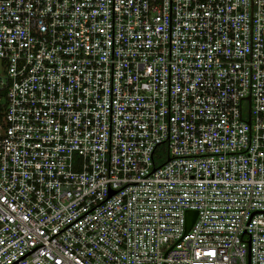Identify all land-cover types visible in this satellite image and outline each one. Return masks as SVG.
Returning <instances> with one entry per match:
<instances>
[{
  "label": "built area",
  "instance_id": "obj_1",
  "mask_svg": "<svg viewBox=\"0 0 264 264\" xmlns=\"http://www.w3.org/2000/svg\"><path fill=\"white\" fill-rule=\"evenodd\" d=\"M0 264H264V0H0Z\"/></svg>",
  "mask_w": 264,
  "mask_h": 264
},
{
  "label": "water",
  "instance_id": "obj_2",
  "mask_svg": "<svg viewBox=\"0 0 264 264\" xmlns=\"http://www.w3.org/2000/svg\"><path fill=\"white\" fill-rule=\"evenodd\" d=\"M196 216V211H187L186 212V223H185V231L184 234L187 232V230L190 228L194 218Z\"/></svg>",
  "mask_w": 264,
  "mask_h": 264
}]
</instances>
